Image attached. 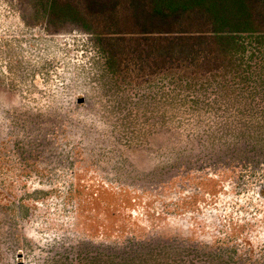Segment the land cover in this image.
I'll list each match as a JSON object with an SVG mask.
<instances>
[{"label": "rangeland", "instance_id": "rangeland-1", "mask_svg": "<svg viewBox=\"0 0 264 264\" xmlns=\"http://www.w3.org/2000/svg\"><path fill=\"white\" fill-rule=\"evenodd\" d=\"M91 39L49 21L36 0H0V264H264V195L256 206L252 188L236 187L243 169L264 172V72L240 103L239 80L224 79L198 94L217 101L208 120L167 126L149 84L104 74ZM182 166L211 170L188 180L200 191L183 202L158 208L115 190L123 177L138 173L137 188ZM218 217L229 235L220 243Z\"/></svg>", "mask_w": 264, "mask_h": 264}, {"label": "trees", "instance_id": "trees-1", "mask_svg": "<svg viewBox=\"0 0 264 264\" xmlns=\"http://www.w3.org/2000/svg\"><path fill=\"white\" fill-rule=\"evenodd\" d=\"M36 2L49 21L74 22L90 33L92 46L97 58L102 61L104 74L112 78L122 77L129 84H149L153 111L165 108L166 125H176V119L181 123L183 117H197L199 121L204 117V120H208L217 101H204L198 94H207L213 83L217 82L215 84L220 87L224 79L239 80L238 83L233 82L237 86L232 87V92L238 93V98L235 97L234 101L240 103L245 92L257 91L256 87L248 91L244 85L259 82L263 76L264 0ZM106 88L112 90L113 82L106 85ZM218 95L228 98L224 91ZM112 98L109 102H115V97ZM227 101L232 102L233 99L230 97ZM111 106L112 104L107 107ZM112 110L107 109L108 112ZM124 130L142 135L140 129L124 127ZM135 144L143 146L144 143ZM75 154L80 155V150H76ZM72 163L75 165L76 161ZM209 166L190 170L189 167L182 166L167 177L153 173L150 177L152 181H148L151 184L138 185L137 188L133 185L138 182L136 180L139 175L136 173L129 181L123 177L124 184L115 187V190L129 189L132 194L141 195L145 201H153V205L163 208L167 203L183 202L189 191H200L199 181L190 183L188 180H195L198 176L206 179L211 174ZM223 169L221 171L227 173L239 171L230 167ZM262 171V167L256 166L243 169L240 183L236 185L239 193H249L252 188L253 201L249 202L258 201L256 206L263 202ZM109 188L114 187L109 185ZM68 189L69 192L74 191L72 182ZM146 195L150 198H146ZM216 213L218 210L206 217L204 214L200 216L198 212L199 220L211 222ZM194 214L196 215L195 212ZM213 232L215 234L212 238L218 243L229 236L220 218ZM235 249L225 250L236 253L238 249Z\"/></svg>", "mask_w": 264, "mask_h": 264}, {"label": "flooded vegetation", "instance_id": "flooded-vegetation-1", "mask_svg": "<svg viewBox=\"0 0 264 264\" xmlns=\"http://www.w3.org/2000/svg\"><path fill=\"white\" fill-rule=\"evenodd\" d=\"M19 264H21V263H19Z\"/></svg>", "mask_w": 264, "mask_h": 264}, {"label": "water", "instance_id": "water-1", "mask_svg": "<svg viewBox=\"0 0 264 264\" xmlns=\"http://www.w3.org/2000/svg\"><path fill=\"white\" fill-rule=\"evenodd\" d=\"M21 264H23V263H21Z\"/></svg>", "mask_w": 264, "mask_h": 264}]
</instances>
